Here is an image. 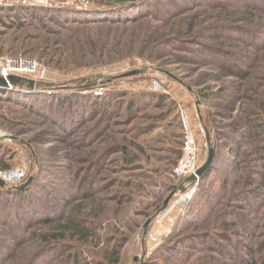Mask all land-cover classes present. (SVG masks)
I'll return each instance as SVG.
<instances>
[{
  "label": "rangeland",
  "instance_id": "1",
  "mask_svg": "<svg viewBox=\"0 0 264 264\" xmlns=\"http://www.w3.org/2000/svg\"><path fill=\"white\" fill-rule=\"evenodd\" d=\"M100 1L0 0V57L46 73L0 88V173L25 175L0 264H264V0ZM182 117L214 162L158 214Z\"/></svg>",
  "mask_w": 264,
  "mask_h": 264
},
{
  "label": "built area",
  "instance_id": "2",
  "mask_svg": "<svg viewBox=\"0 0 264 264\" xmlns=\"http://www.w3.org/2000/svg\"><path fill=\"white\" fill-rule=\"evenodd\" d=\"M9 76L21 77L36 82L45 79L46 73L36 62L25 58H12V57H0V77L6 79ZM12 88L11 86L8 87ZM183 122V143L181 147L180 156L173 169V178L175 180V187L179 186L187 178L194 175L198 169V148L186 120L182 117ZM9 174H12L11 177ZM24 173L21 170H15L13 172L0 173V179L5 182L6 185H18L24 178ZM198 180L195 181L193 186L188 187L185 185L186 190L178 194V201L182 207L186 206L192 198L195 192V187ZM174 187V188H175ZM182 210V209H181ZM152 242H156L155 238H151Z\"/></svg>",
  "mask_w": 264,
  "mask_h": 264
},
{
  "label": "water",
  "instance_id": "3",
  "mask_svg": "<svg viewBox=\"0 0 264 264\" xmlns=\"http://www.w3.org/2000/svg\"><path fill=\"white\" fill-rule=\"evenodd\" d=\"M121 1V0H118ZM139 72H131L128 73L126 75H124V77H129L131 75H135L138 74ZM19 82H25L28 84V88L30 90H34L37 88L38 82L33 81V80H29V79H25V78H21V77H15V76H9L6 79L1 78L0 77V88H8L9 86L11 87H15ZM204 135H205V142H206V155H205V159L204 162L201 164V166L198 167V169L196 170V172L194 173V175L190 176L189 178H187L185 180V182H183L182 184H180L179 186L175 187L171 194L169 195V197L163 202L160 210L158 211V214H161L167 207V205L169 204L170 200L177 194H181L186 190L185 185L188 184V187L193 186V184L195 183L196 180H199L200 178H202V176L210 169L214 157H215V143L211 142V139L209 137V134L207 133V131L204 129ZM31 179L27 180V182L20 186L21 189L25 188L29 183H30ZM0 187L1 188H5L6 184L5 182H3L0 179ZM149 221H147L144 225V232L146 231L147 227H148Z\"/></svg>",
  "mask_w": 264,
  "mask_h": 264
},
{
  "label": "trees",
  "instance_id": "4",
  "mask_svg": "<svg viewBox=\"0 0 264 264\" xmlns=\"http://www.w3.org/2000/svg\"><path fill=\"white\" fill-rule=\"evenodd\" d=\"M142 3V1L140 3H137L136 1H129V0H121V1H117V0H112V1H100L98 2L97 4L98 7L96 6V8H98V11H94L93 8H90L89 10L91 11V14L92 15H96V13L98 12L99 14L101 15H106L107 13H110V12H115V11H119V10H122V9H129V7H132V6H135V4H138L136 6L139 7V5ZM86 10V9H85ZM88 10V9H87ZM84 12V11H82ZM98 20H95L93 22H96ZM16 89H20V90H26L27 92L30 91V89L28 88V84L25 83V82H19L16 86H15ZM214 162V160H213ZM213 164V163H212ZM212 167V165H211ZM211 167L209 170H211ZM208 170V171H209ZM207 171V172H208ZM206 172V173H207ZM205 173V174H206ZM205 174L202 176V178L205 176ZM12 190H16L15 188H11ZM21 188H19L17 190L18 193L22 192V191H25L24 189L20 190ZM9 190H4V188H1L0 187V192L2 193H7ZM9 193V192H8ZM111 259L110 261L111 262H116L117 260L115 258H113V254L110 255Z\"/></svg>",
  "mask_w": 264,
  "mask_h": 264
},
{
  "label": "bare ground",
  "instance_id": "5",
  "mask_svg": "<svg viewBox=\"0 0 264 264\" xmlns=\"http://www.w3.org/2000/svg\"><path fill=\"white\" fill-rule=\"evenodd\" d=\"M12 174H9V176L11 177Z\"/></svg>",
  "mask_w": 264,
  "mask_h": 264
}]
</instances>
